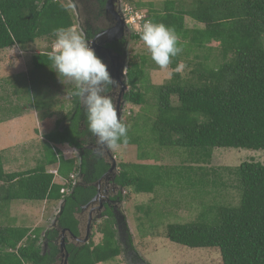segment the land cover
<instances>
[{"label":"trees","instance_id":"1","mask_svg":"<svg viewBox=\"0 0 264 264\" xmlns=\"http://www.w3.org/2000/svg\"><path fill=\"white\" fill-rule=\"evenodd\" d=\"M189 2L190 6L186 7L179 1L167 0L158 9L153 8V2H135L137 8L146 7L145 21L152 20L174 28L178 46L182 48L168 66L174 71L170 80L152 86L157 111L154 118L153 115L150 117V130L156 143L161 148L198 150L193 152L198 163H208L211 150L215 148L264 150V0ZM186 18L194 27H186ZM71 26V17L57 1L0 0V53L13 47L23 51L36 38H45V41L52 42L51 45L55 40V29ZM140 35L133 34L130 39L142 41ZM49 47L44 53L32 56L31 72L39 74L44 70H55L47 55L52 50ZM183 54H192L197 60L196 68L188 74L175 71ZM145 64V57H141L137 64L128 63L126 79L129 90L123 100L129 105L141 106L145 102V95L138 86L145 78ZM55 72L50 78L54 79ZM73 91L75 88L71 93ZM173 97L177 99L176 104L172 103ZM77 102L78 98L74 96L76 107L73 118L69 119L70 126L46 135L48 143L41 147V161L35 168L6 174L0 155L1 213L5 210L9 213L10 205L15 202H19L18 207L28 205L35 208L36 204L63 200L65 204L58 223L75 236L79 234L75 214L87 201V194L77 186L72 187L70 175L80 171L85 173L87 164L83 160L77 166L76 161L63 159L60 152L49 145L80 147L79 139L89 131L85 111L77 107ZM36 106H42L41 101ZM80 123L84 124L86 131L79 132ZM60 124L56 123L57 128ZM131 144L134 143L129 138L126 144L121 143L123 146ZM137 159L143 161L145 158L137 155ZM153 165L121 164L116 182L120 188L132 189L135 194H152L159 187L161 176H133L125 169L127 166L152 168ZM50 166H55L58 175L68 181L69 195L60 194L63 187L53 183V176L47 172ZM106 168L107 165L99 162L94 173L90 174L97 178ZM156 168L162 171L160 166ZM186 171L193 176L190 180L195 181L197 190L201 187L204 193L205 190H216V180H206L203 169L189 166L182 174ZM227 175L233 176L234 185L230 188L237 192L236 205H230V202L227 206L203 205L198 221L173 229L167 236L170 241L189 249H217L221 264H264V165L244 162L237 168L228 169ZM201 181L202 185H198ZM239 188L241 197L238 202ZM189 192L194 196L199 194L195 190ZM210 209L215 211L212 219H208ZM97 232L101 235L100 243L95 245L91 241L78 250L73 249L68 264H104L120 255L121 248L109 211L107 218L97 225ZM40 233L39 228L0 227V264H52L58 247L49 243V252L44 253L39 244ZM47 239L51 240L52 236L48 235Z\"/></svg>","mask_w":264,"mask_h":264},{"label":"rangeland","instance_id":"2","mask_svg":"<svg viewBox=\"0 0 264 264\" xmlns=\"http://www.w3.org/2000/svg\"><path fill=\"white\" fill-rule=\"evenodd\" d=\"M164 1L167 0H132V2L119 0V3L128 5L140 15L147 17L146 7L137 8L135 2H153V8L158 9ZM175 1H179L186 7L190 6V0ZM185 24L188 28L194 27L187 18ZM134 31L135 28H132L127 33L123 52L124 65L127 70L129 62L137 64L141 61V57L146 58L145 78H142V82L138 84L140 91L145 95V102L141 106L122 104L120 119L127 126V139L129 138L134 144L120 145L118 148L111 149V154L117 167L115 172L117 169L120 170L121 164H155L152 168L127 166L125 170L133 176L149 177L151 175L150 177L155 178L161 176V179L159 187L152 194H135L132 189L125 190L123 203L114 210V229L121 253L113 261L104 264H221L217 249H189L170 241L167 234L184 224L198 221L203 205L205 207L227 206L229 202L230 205H236L237 192L230 188L234 183L231 181L233 176L227 175L228 169L237 168L244 162L264 165V150L215 148L211 150L208 163H198L193 153L198 150L159 147L150 130V117L153 115L152 118H154L157 111L152 86L162 85L166 82L165 80H170L174 71L169 67L161 69L156 65L151 60L150 52L144 42L130 39ZM50 43L52 42L45 41V38H36L34 43L27 46L24 51L19 47H13L0 53V147L4 152L2 161L6 174L25 172L35 168L41 161L40 149L47 143L46 135L56 130L64 131L70 126L69 119L76 107L73 104L74 96L71 95V90L76 87L75 83L55 72L56 69L51 72L46 71L49 75L46 79L44 78L48 75L43 71L39 74L31 72L33 71L32 56L47 51ZM211 46L216 45L211 44ZM20 51L22 52L19 53ZM180 61L185 65L180 71L183 74H188L196 68L197 60L192 54H183ZM54 72V79L50 78ZM126 89L128 92L127 86ZM38 101H41L42 106H36ZM176 101L177 99L173 97L172 103L176 104ZM78 102H80L79 99ZM22 108L26 109L22 115L24 123L18 118V111ZM58 122L61 124L57 128ZM7 135L17 140L14 143L4 141ZM52 147L56 151H59L61 147L66 151L65 155L59 151L63 159L74 160L77 166L82 162L80 158L83 156L79 150H71L68 145L52 144ZM137 155L145 159L139 161L141 159H137ZM13 159L17 161L13 163ZM156 166H160L163 172ZM189 166L197 170L203 169L202 174L207 175L206 180L215 179L216 190L210 192L205 190V193L202 187L197 190L195 181L190 180L193 176H189L187 171L186 174H182ZM47 170L55 172L56 167H48ZM87 170V173H90L88 168ZM82 175L81 171L77 173L76 182ZM163 175H165L164 178ZM198 185H202V181ZM192 190L198 191L199 194L195 196L192 194V196L189 192ZM238 190L239 202L241 188ZM18 206L19 202H15L10 205L9 213L7 210L0 212V227L8 225L16 228L25 226L30 230L41 229L39 244L46 252L47 236L52 225H55L56 212L59 208H53L52 203L48 202L36 204L35 208H30L28 205ZM208 211L211 214L208 219H212L215 211L213 212L212 209ZM104 219V217L97 218L96 223H93L91 240L95 245L101 241L97 225Z\"/></svg>","mask_w":264,"mask_h":264},{"label":"flooded vegetation","instance_id":"3","mask_svg":"<svg viewBox=\"0 0 264 264\" xmlns=\"http://www.w3.org/2000/svg\"><path fill=\"white\" fill-rule=\"evenodd\" d=\"M58 1H61L60 4L67 10L68 15L72 19L71 28L79 31L85 37L86 41L91 42V47L95 50L96 55L108 66L111 76L118 83L116 77L117 68L119 64L121 65V62H124L123 52L126 46L125 40L127 38V33L129 32V29L124 23V17L118 9L119 0H116L115 9L120 21L124 25V34L122 36L118 33L115 35L112 33L106 34L107 31L117 28V20L115 17L107 15L105 12L108 0H57V2ZM120 87L118 83L117 86H110L107 90L108 94L113 96L116 105L118 100L121 99ZM77 107L83 109L80 102H77ZM71 118H73V116H71ZM79 125V132L86 131V127H84L83 123ZM79 145L80 147L78 150L83 156L80 160H84L90 173H94V167L99 162L107 165V168L97 178H93V175L87 173V170L83 173L82 178L79 179L78 182L73 183L74 188L77 186L84 190V194L88 195H86L87 201L78 207L79 211L75 214V218L78 221V235L75 236L59 225L58 218L62 213L65 203L62 200L58 205L59 211L56 212L55 225H52V229H50L48 234L52 236V239H47L46 245V252H49V243H53L58 247L57 255L54 257L52 264H64V262L68 264L70 253L73 252V249L78 250L92 241L91 229L93 223H96V219L102 217L107 218V211L111 213V217L114 219V210L122 203L121 199L123 193L116 182L120 170L117 169L115 172L117 167L111 154V149L97 146L95 137L90 132H86L81 136ZM113 165L114 169L111 170ZM69 193L67 195H69ZM61 244L64 245V248H61Z\"/></svg>","mask_w":264,"mask_h":264},{"label":"clouds","instance_id":"4","mask_svg":"<svg viewBox=\"0 0 264 264\" xmlns=\"http://www.w3.org/2000/svg\"><path fill=\"white\" fill-rule=\"evenodd\" d=\"M56 1L53 0V2ZM126 6L128 5L118 4V9L125 21L128 19L123 12ZM134 12L139 14L135 10ZM145 19L146 16L141 20V25L143 24L141 33H137L135 24L124 23L130 30L135 28L134 34H141L140 39L147 46L151 60L161 69L167 68L171 63V59L182 51V48L178 46V36L175 29L163 23H156L152 20L145 21ZM53 35L55 40L53 44L49 45L52 50L47 53L48 58L61 76L75 83V91L71 95L79 99L85 111L87 129L95 137L97 146L114 149L120 147L121 143L126 144L127 126L118 117L114 98L107 92L110 86L115 87L118 84L111 76L108 66L96 55L95 50L91 47V42L86 41L85 37L76 29L59 27L54 30ZM184 67L185 65L180 63L175 71L179 72ZM127 93L126 91L125 94ZM124 103L123 100L122 104ZM71 149L78 150L73 147ZM62 154L64 155L63 152ZM57 170L56 168L55 172H49L48 170L47 172L53 176L54 184L63 187L61 190L68 189V181L62 179L63 182L61 184L54 182L56 177H60ZM77 173L75 174L76 176L70 175L72 187H74L73 183L77 180ZM120 189L122 193L126 190ZM61 195L66 196V194Z\"/></svg>","mask_w":264,"mask_h":264},{"label":"water","instance_id":"5","mask_svg":"<svg viewBox=\"0 0 264 264\" xmlns=\"http://www.w3.org/2000/svg\"><path fill=\"white\" fill-rule=\"evenodd\" d=\"M115 3H116V0H108L107 3H106V7H105V12L107 15H112L113 17H115V19L117 20V28L115 29H112V30H109L106 32V34H119L120 36H122L124 34V25L122 24V22L120 21L118 15H117V12H116V9H115ZM114 30V31H113ZM117 59H120L119 57H116ZM123 63L121 62V65L119 64L118 65V68H117V79H118V83L119 85L121 86V93H120V96H121V99L118 100L117 102V112H118V117L120 118V109H121V104L123 102V98H124V95H125V92H126V85H125V82H126V67L124 65L125 63V60L123 59ZM125 81V82H124ZM114 169V165L112 166L111 170ZM110 170V171H111ZM64 232V231H62ZM61 248H64V245L61 244ZM63 250V249H62ZM64 264H66L64 262Z\"/></svg>","mask_w":264,"mask_h":264},{"label":"built area","instance_id":"6","mask_svg":"<svg viewBox=\"0 0 264 264\" xmlns=\"http://www.w3.org/2000/svg\"><path fill=\"white\" fill-rule=\"evenodd\" d=\"M123 12H124V15L128 18L127 21L125 22L129 24H135L137 33H141L142 26H143V24L141 25V20L142 18H144V16L137 14L136 12H134V10L131 7H128V6L124 8ZM68 193H69L68 189L61 190V194L67 195Z\"/></svg>","mask_w":264,"mask_h":264},{"label":"crops","instance_id":"7","mask_svg":"<svg viewBox=\"0 0 264 264\" xmlns=\"http://www.w3.org/2000/svg\"><path fill=\"white\" fill-rule=\"evenodd\" d=\"M32 109V108H31ZM34 109V108H33ZM25 110L26 109H24V108H22V110H20L19 112H18V118H19V120L21 121V122H23V116L22 115H24V112H25ZM29 118V117H28ZM24 123V122H23ZM17 139L16 138H14V137H11L10 135H7L5 138H4V141H9V142H11V143H14L15 141H16ZM13 145V144H12ZM51 147H52V145L51 144H49ZM59 148V147H58ZM69 149H71V148H69ZM71 150H73V149H71ZM59 151L62 153H64V155H65V150L61 147L60 149H59ZM0 155L2 156V158H4V152H3V148H1L0 147ZM14 158V157H13ZM17 161V159H13V163L14 162H16ZM20 168H22L21 166H20ZM51 168H53V166H51ZM54 182L55 183H59L60 182V184L63 182V180H62V178H60V177H56L55 179H54ZM45 203V202H44ZM52 203V205L54 206L53 208H55L56 209V207H58V205L60 204L59 202H51ZM55 209H54V211H55Z\"/></svg>","mask_w":264,"mask_h":264}]
</instances>
